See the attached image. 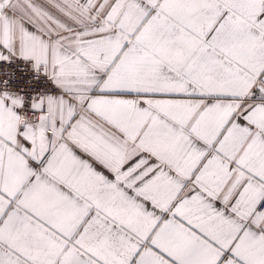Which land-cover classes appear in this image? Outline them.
Masks as SVG:
<instances>
[{"label": "snow or ice", "instance_id": "6c2138e0", "mask_svg": "<svg viewBox=\"0 0 264 264\" xmlns=\"http://www.w3.org/2000/svg\"><path fill=\"white\" fill-rule=\"evenodd\" d=\"M0 264H264V0H0Z\"/></svg>", "mask_w": 264, "mask_h": 264}]
</instances>
